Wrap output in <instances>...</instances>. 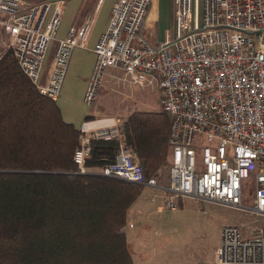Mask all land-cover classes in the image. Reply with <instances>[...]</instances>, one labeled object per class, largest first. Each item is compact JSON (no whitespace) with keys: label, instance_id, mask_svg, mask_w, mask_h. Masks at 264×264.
<instances>
[{"label":"built area","instance_id":"2783aa9c","mask_svg":"<svg viewBox=\"0 0 264 264\" xmlns=\"http://www.w3.org/2000/svg\"><path fill=\"white\" fill-rule=\"evenodd\" d=\"M151 1L116 0L93 46L98 6L58 36L66 0H0V29L23 72L54 100L78 47L95 53L86 103L106 82L154 90L157 106L146 109L171 117L167 161L147 177L123 120L96 116L79 128L78 171L150 186L152 199L172 210L186 197L236 208L248 218L223 225L211 264H264V0H173L174 30L157 44L141 32ZM96 139L117 141L113 161L88 164ZM252 177L253 198L245 203L244 182Z\"/></svg>","mask_w":264,"mask_h":264},{"label":"trees","instance_id":"16d2710c","mask_svg":"<svg viewBox=\"0 0 264 264\" xmlns=\"http://www.w3.org/2000/svg\"><path fill=\"white\" fill-rule=\"evenodd\" d=\"M170 127L165 111L129 114L128 142L147 177L168 155ZM79 131L7 48L0 56V264H135L124 227L144 185L79 172ZM117 150L116 140L96 139L88 164L113 161Z\"/></svg>","mask_w":264,"mask_h":264},{"label":"rangeland","instance_id":"374dc122","mask_svg":"<svg viewBox=\"0 0 264 264\" xmlns=\"http://www.w3.org/2000/svg\"><path fill=\"white\" fill-rule=\"evenodd\" d=\"M9 40L7 35L0 34V54L9 48ZM52 53L51 46L45 61V74L51 67ZM68 69L61 99H66L77 119H83L88 113L90 118L117 117L123 120L126 132L131 112L137 109L148 111L149 108L146 109V106L149 103L157 106L154 90L114 86L115 84L111 82H106L100 88L97 99L88 104L83 101L82 94L65 88ZM167 157L164 162L167 161ZM197 160L200 170L203 164L199 153ZM254 189L253 177L246 179L245 203H251ZM154 192L156 190L153 189ZM153 193L151 194L149 187L144 186L139 200L128 213L127 224L124 227L135 264H195L197 262L194 263L193 260L213 253L225 223L233 221L239 223L248 218L244 212L214 201L197 200L198 203L186 204L184 207L180 205L178 209L172 210L166 207L160 198L151 199ZM212 261L213 259L205 264H211Z\"/></svg>","mask_w":264,"mask_h":264},{"label":"crops","instance_id":"0c3cea01","mask_svg":"<svg viewBox=\"0 0 264 264\" xmlns=\"http://www.w3.org/2000/svg\"><path fill=\"white\" fill-rule=\"evenodd\" d=\"M36 1H44V0H36ZM115 1L116 0H66L64 14L62 17L60 27L58 29V36L59 37L66 36L69 28L73 24L81 23L84 20L85 15L91 9H94L95 7L98 6L99 9L98 16L96 18L95 24L92 28L89 37V46H93L100 37L101 33L107 28L109 24L112 13V6L115 3ZM173 30H174V1L152 0L148 8L147 18L141 30L142 34L152 43L157 44L166 37V33L168 31L172 33ZM0 34L5 35L1 31V29H0ZM2 39L5 40L4 38ZM94 62H95V53L91 49L80 48V47L74 49L70 61V66L68 69V81L65 88L66 89L70 88L71 91L75 90L76 92L82 94L83 101H84V94L89 85L91 74L94 68ZM46 75L47 73L45 74L44 72V80ZM56 101L58 102V104L62 109L64 118L70 122H73L79 128L82 122L87 118L86 116L90 114V113L86 114L83 119H77L72 109H70L66 99L65 100L61 99V94ZM147 187L151 189V194H152L153 188L150 186ZM140 196L141 195H139L137 199L129 207L128 213L130 212L131 207L139 200ZM197 200L198 199L189 198V197L182 198L180 200L181 202L180 205L184 207L186 206V204L198 203ZM128 213H127V218H128ZM220 238H221V233L218 244L220 242ZM218 244L215 246L212 254L206 255L205 257L201 259L199 258L198 260H193V262L194 263L197 262L195 264L208 263V261L214 258L215 250Z\"/></svg>","mask_w":264,"mask_h":264}]
</instances>
